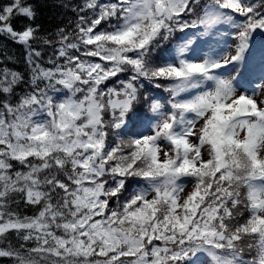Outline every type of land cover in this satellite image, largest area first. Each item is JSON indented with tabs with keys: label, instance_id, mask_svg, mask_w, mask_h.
Here are the masks:
<instances>
[{
	"label": "snow or ice",
	"instance_id": "snow-or-ice-1",
	"mask_svg": "<svg viewBox=\"0 0 264 264\" xmlns=\"http://www.w3.org/2000/svg\"><path fill=\"white\" fill-rule=\"evenodd\" d=\"M73 11L74 27L48 37L33 0L0 5V36L29 68L25 81L0 67V261L264 264V0ZM218 34L231 39L199 47Z\"/></svg>",
	"mask_w": 264,
	"mask_h": 264
},
{
	"label": "trees",
	"instance_id": "trees-1",
	"mask_svg": "<svg viewBox=\"0 0 264 264\" xmlns=\"http://www.w3.org/2000/svg\"><path fill=\"white\" fill-rule=\"evenodd\" d=\"M9 0H0V5L7 4ZM84 0H33L36 5L37 16L35 24H38L41 28V34L54 37L58 28L74 27L76 20V14L73 11L77 5H82ZM202 3H207L208 0H201ZM259 3V0H255ZM70 22H73L70 24ZM16 28H20L27 21L22 18H16L12 21ZM183 34L176 33L175 36L168 42L163 43L162 48L156 49L153 54V59L159 62L161 57L168 56L170 51L174 50V46L180 42V38ZM209 39L208 37H205ZM257 41H264V35H257ZM55 43V40H54ZM40 50L43 53V61L47 62L48 58L52 55L53 49L49 46L40 45ZM7 66L8 68L22 73L25 77V81L29 77V68L26 62V52L23 45L17 44L5 36H0V67ZM127 73L121 74L120 79H126ZM114 83V81H113ZM145 87L141 89V92L147 91L149 95H155L161 100V103H165L167 93L163 92V89H154L152 85L147 81H143ZM25 85H21L19 90H22ZM167 106V105H166ZM137 108L145 113L151 115L150 109L145 104L137 105ZM139 185L135 181H129L127 184L128 191H132ZM127 195V192L125 193ZM20 211L23 214L32 215L34 210L31 207H26L23 204L20 205ZM0 264H7V261H0Z\"/></svg>",
	"mask_w": 264,
	"mask_h": 264
},
{
	"label": "rangeland",
	"instance_id": "rangeland-1",
	"mask_svg": "<svg viewBox=\"0 0 264 264\" xmlns=\"http://www.w3.org/2000/svg\"><path fill=\"white\" fill-rule=\"evenodd\" d=\"M257 98H258V99H261V98H264V97H261V96L258 95ZM189 188H190V185H189ZM204 264H209V261H208V260L204 261Z\"/></svg>",
	"mask_w": 264,
	"mask_h": 264
},
{
	"label": "bare ground",
	"instance_id": "bare-ground-1",
	"mask_svg": "<svg viewBox=\"0 0 264 264\" xmlns=\"http://www.w3.org/2000/svg\"><path fill=\"white\" fill-rule=\"evenodd\" d=\"M202 259H204V257H202Z\"/></svg>",
	"mask_w": 264,
	"mask_h": 264
}]
</instances>
